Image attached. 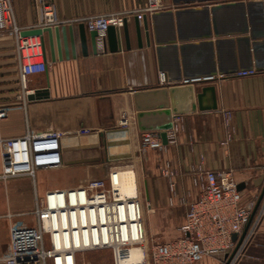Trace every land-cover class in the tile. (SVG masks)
Returning <instances> with one entry per match:
<instances>
[{
	"label": "crops",
	"instance_id": "0c3cea01",
	"mask_svg": "<svg viewBox=\"0 0 264 264\" xmlns=\"http://www.w3.org/2000/svg\"><path fill=\"white\" fill-rule=\"evenodd\" d=\"M146 4V0H11L21 33L39 28L66 32L64 39L59 35V47L53 34L52 52L43 34L47 69L29 78L25 102L19 98L23 93L14 41L0 37V107L7 109L0 138H19L28 131L62 136L54 152L39 156L40 167L33 177L0 179V264H4L11 226H35L33 211L48 191L106 177L110 162L98 149L105 153L108 147L132 149L134 171L147 179L149 207L165 216L176 214L179 227L189 204L199 196L197 169L231 171L245 199L260 195L264 186V0H159L160 7L141 20L136 13L127 18L129 48L123 27L115 29L116 52L109 49L107 32L93 48L84 18L138 12ZM45 7L52 8L60 25L44 26ZM246 70L255 74L236 77ZM195 78H212L196 88L214 87L216 109L173 118V128L166 135L168 139L173 135L174 142H167L160 152L141 155V134L157 132L139 130L132 94ZM38 90H47L48 99L29 101L27 96ZM202 106H212L209 92ZM123 116L128 121L125 127ZM143 126L155 124L144 121ZM117 133L120 140H112ZM114 141L119 144H108ZM91 166L99 168L91 170ZM1 170L0 158V174ZM165 170L168 177L162 175ZM59 175L74 183L58 184ZM199 264L215 261L205 259ZM239 264H264V232L255 235Z\"/></svg>",
	"mask_w": 264,
	"mask_h": 264
},
{
	"label": "built area",
	"instance_id": "2783aa9c",
	"mask_svg": "<svg viewBox=\"0 0 264 264\" xmlns=\"http://www.w3.org/2000/svg\"><path fill=\"white\" fill-rule=\"evenodd\" d=\"M138 12H119L84 18L82 23L90 32L104 36L112 27L120 29L127 18L136 15L141 20L160 7L159 0H146ZM134 13V14H133ZM44 26H58L52 8L43 9ZM12 11L11 0H0V37L13 39L18 62V78L22 89L19 98L25 102L29 78L47 69L43 44L39 37H22ZM253 70L236 73V77L252 76ZM164 82V77H159ZM212 78L184 80L181 84H197ZM7 117V109L0 107V122ZM128 121L122 117L121 126ZM82 134H88L82 130ZM62 136L57 132L28 131L19 138H0V158L3 181L22 176L33 177L40 166L37 159L47 151H55V143ZM174 142V136L167 138ZM165 148L157 133L140 136L139 151L160 152ZM133 172V171H132ZM93 179L84 185L48 191L39 199L33 211V227L15 223L10 228V242L2 261L4 264H83L85 254L110 253L112 264H199L212 259L217 264H239L240 257L255 235L264 218V195L252 217L255 205L244 201L243 193L233 173L197 169L195 176L199 196L191 202L181 234L168 242L146 245L143 208L138 192L132 197L119 193L113 177ZM169 171L162 172L164 177ZM135 175V174H134ZM252 217V218H251ZM249 225V226H248ZM248 230L238 245L245 228ZM236 239L233 240V236ZM143 250L140 260L122 262L121 254L133 249ZM228 259H230L228 261Z\"/></svg>",
	"mask_w": 264,
	"mask_h": 264
},
{
	"label": "water",
	"instance_id": "95a60500",
	"mask_svg": "<svg viewBox=\"0 0 264 264\" xmlns=\"http://www.w3.org/2000/svg\"><path fill=\"white\" fill-rule=\"evenodd\" d=\"M143 24H144V29L146 30L147 29L146 22L143 21ZM125 25L126 24L124 23L123 25L124 40L126 47L129 48L130 45L129 36H128V32L124 27ZM68 31L69 34H71L70 29H68ZM65 32L66 29L64 28H55L54 31H52V28H39V29H30L24 31L21 33V36L41 37L43 43V51L45 53L43 34H47L50 50L52 52L53 34L57 42V46L59 47V35L61 34V36H63L64 39ZM79 34H80V42L84 50L86 39H85L84 28L82 26L80 27ZM137 36L139 39L140 38L139 28L137 29ZM97 38H98V34L96 32H90L91 43L93 48H95V50L97 49V44H96ZM107 41L110 51L116 52L117 51L116 30L112 27H110L107 30ZM201 83H205V82H201ZM197 84H180V85L169 86L166 88L163 87V88H155L151 90L135 91L132 94V98H133V106L136 111L137 122L139 124V130H141L142 132L156 131L158 136L162 140L163 144L166 145L167 144L166 134L168 130L173 128V118L184 114H192L197 110L200 111L215 110L216 99L214 96V87L203 86L197 90L196 88ZM208 92L211 94L212 106L204 108L202 106V99L203 97H205L206 93ZM27 99L29 101L45 100L48 99V92L47 90H38L35 91L34 94L27 96ZM158 119L161 120L164 119V121L163 122L161 121V124L158 125L156 124ZM144 121L145 124L146 122H150L151 124L154 123L155 127L143 126ZM144 185H145V198L146 200H149L147 183L144 182ZM238 189L241 190V185H239ZM263 195H264V186L257 199L256 205L252 213V217L254 216V214L257 211V208L259 207ZM248 226L245 228L243 234L241 235L238 245L244 239L245 234L248 230ZM232 238L233 240H235L236 236L234 235ZM229 260L230 259H228V261Z\"/></svg>",
	"mask_w": 264,
	"mask_h": 264
},
{
	"label": "rangeland",
	"instance_id": "374dc122",
	"mask_svg": "<svg viewBox=\"0 0 264 264\" xmlns=\"http://www.w3.org/2000/svg\"><path fill=\"white\" fill-rule=\"evenodd\" d=\"M119 136H120V133L113 135L114 138H112V140H120L118 138ZM117 142L118 141H114L108 144H111L113 146L115 144H119ZM97 152L99 154H102L104 158H107L106 162L107 161L110 162L109 165H107L108 172H107L105 179H107L109 174H111V172H113L114 170L123 172L126 169H130L131 171L133 170V173L135 172L134 171V154H133L132 149L128 147L127 148H116V149L114 147L113 148L108 147L106 148V153H105V149H98ZM90 168L91 170L98 169L99 166H91ZM135 175H136V172H135ZM142 175L143 174H140L139 176L136 175V179H137L138 192L140 194V201L142 203V208H143V224H144L145 233H146V245L148 248H150L151 245L155 242H168V241H172L178 238L181 235L178 231V227L180 223L179 221H176L177 219L176 217H178L176 214L172 213V214H168L167 216H165V214H162V213L159 214L158 212L153 210L152 207H149L148 205L149 202H147L145 198V185H144V182L147 179L145 176H142ZM90 180H93V179L80 180L79 186L84 185ZM71 182L74 183V180L72 181L69 180L65 182L64 178H62V175H59L58 184L64 185V184L71 183ZM258 197L253 198L254 200L253 199L248 200V199H245L244 197V201L249 204H254V203L256 204ZM263 225H264V218L259 223L255 235L259 234V237L261 236V234L264 232ZM255 235L253 236L252 240L254 239ZM252 240L250 241V243L252 242ZM82 262L83 264H112L111 256H110V253L108 252L85 254ZM215 264L217 263L215 262Z\"/></svg>",
	"mask_w": 264,
	"mask_h": 264
},
{
	"label": "bare ground",
	"instance_id": "6f19581e",
	"mask_svg": "<svg viewBox=\"0 0 264 264\" xmlns=\"http://www.w3.org/2000/svg\"><path fill=\"white\" fill-rule=\"evenodd\" d=\"M133 171V170H132ZM130 169H126L125 171L119 173V175H115L113 179L117 186L115 189L119 191V193L126 197H132L137 193V181L134 173ZM143 254V250L141 249H133L128 252H123L121 254L122 262H136L141 259Z\"/></svg>",
	"mask_w": 264,
	"mask_h": 264
}]
</instances>
